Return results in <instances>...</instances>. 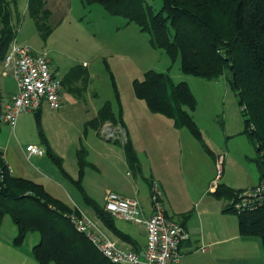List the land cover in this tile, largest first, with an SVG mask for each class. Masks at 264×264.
Instances as JSON below:
<instances>
[{
  "label": "crops",
  "instance_id": "crops-1",
  "mask_svg": "<svg viewBox=\"0 0 264 264\" xmlns=\"http://www.w3.org/2000/svg\"><path fill=\"white\" fill-rule=\"evenodd\" d=\"M23 6V13L29 15V0H26ZM18 14L19 12L16 11L13 17L12 23L14 26H17L19 22ZM131 24L126 23L123 28L129 29ZM21 25L22 22L18 27L16 37L18 42L32 46L31 48L35 53L47 52L51 68L63 81V89L61 94L62 107L60 109L54 110L44 101L37 111L22 114L14 128L3 123L4 129L0 133V151L13 176L29 179L43 185L56 198V191L52 182L59 185L61 183L54 178L58 174L51 166L50 160L55 161L57 159L61 162V165L63 162L65 166L66 162H69L71 167H66L62 171L67 179H73L80 171L78 150L83 145L88 151V161L90 163L84 169L85 177L90 167L97 170L108 168L110 172L114 173L112 181L118 182L119 178L116 176V172L128 169L127 174L130 178L124 177L126 182H118L120 193L116 194L138 199L146 216L151 215L153 210L151 186L153 182H158L161 185L164 193L163 208L165 213L168 217L180 222L189 235V238L181 245L182 257L179 264H264L262 241L256 237L242 236L238 215L224 211L226 205L231 203L213 196L219 184H225L235 191H242L256 186L261 181L262 173L257 163V148L245 133V120L243 129L233 131L232 125L228 128V118H226L227 115L224 111L223 133L226 141H230L237 136L246 137V141L249 147H252L253 152L251 155L249 153L247 155L242 154L239 158L243 162L251 163L254 168L245 165L243 168L244 175L236 173L234 176L233 174L226 176V169L224 168L220 179L217 181V174L212 177L213 165L217 168L220 158H222V165H224L229 157L227 155L233 154L230 151L227 154L221 151L216 153L209 146L208 140L205 139L203 131L197 124L206 145L212 152V154L208 153L212 159L209 161L204 156H202L203 158L196 156V154H199L197 145H200L204 152L206 151L191 132L186 128H176L174 121L163 115L152 113L147 103L141 100L144 104H139V108L142 116L147 118V136H149L150 144L149 152L146 155L147 163H144L140 156L137 142L134 144L131 142L137 151L142 168V175L138 177H142L147 184V192H145L139 187L137 176L129 169L122 146L107 140L102 135L101 129L104 124L99 129H86L87 123L97 118L100 109L106 103L98 100L99 93L93 86L95 80L94 65L97 61L103 60L105 66L106 57L104 54L93 50L92 45L89 43L82 41L83 43L79 44L78 41L71 39L73 35L68 33L66 28H63L64 22L62 21L55 27L50 36L59 32V30L63 31L65 35L68 33L65 47L77 52L82 51L84 55L92 59V61H89L85 58L81 61L73 58L70 59V63L62 61L61 58L57 59L54 56V52L31 45V40L20 39L18 34L21 32ZM136 27L139 29L137 25ZM55 50L59 52L58 54L61 53L58 48ZM77 67L76 76L69 77L72 69ZM0 75V93L7 100L17 92V83L15 81L16 86L12 89L10 85H7L1 79L7 76ZM131 76L133 75L131 74ZM220 80L213 81L218 82ZM227 85L232 90L228 81ZM225 91L228 92V87ZM240 109L242 108L240 107ZM113 113L117 119L120 118L126 129L127 139H130L127 116L124 117V114L119 112L115 105H113ZM121 122L118 123L121 124ZM231 122L234 123L233 120ZM29 145L42 147L47 154L42 157L33 155L29 158L27 152ZM219 150H221L220 147ZM234 158L237 159L238 157ZM203 167L208 168V173L205 181L201 183L199 178H201L200 170ZM145 169L148 171V176H145ZM85 186L87 187V182ZM103 188L102 184H98L97 181L94 182L91 189L94 193L91 197L94 198L98 206L105 208L107 194L102 192L104 191ZM97 199H101V202ZM63 202L84 215L97 219L94 209L81 201L79 195ZM3 224L4 221L0 226V264H39L33 257L32 250L39 243L40 235L29 233L22 245L16 246L14 244V239L18 234L16 225L13 223L16 233L7 234L3 232ZM103 227L119 248L142 251L146 245V232L143 242L137 244L131 232L124 231L117 226L126 236L127 240H124L107 227ZM33 235H37L38 238L31 240Z\"/></svg>",
  "mask_w": 264,
  "mask_h": 264
},
{
  "label": "trees",
  "instance_id": "trees-1",
  "mask_svg": "<svg viewBox=\"0 0 264 264\" xmlns=\"http://www.w3.org/2000/svg\"><path fill=\"white\" fill-rule=\"evenodd\" d=\"M20 0H0V66L11 42L17 37L13 25L11 5ZM163 7L156 12L146 0H81L85 5H100L112 17H122L127 24H135L141 32L150 35L153 48L165 51L174 64L179 62L186 76L209 81L226 76L238 98L245 120V133L257 148V163L264 168V0H161ZM28 11L35 21L39 35L47 40L54 27L50 25L52 12L44 0H29ZM77 68L69 77H75ZM228 73V74H227ZM135 94L145 101L154 114L174 121L176 128H186L212 154L192 113L197 100L186 82L175 83L169 73L150 70L142 80L134 81ZM6 97L0 93L1 116ZM105 122L118 123L113 104L108 101L97 118L87 123L88 128L99 129ZM123 125V123L121 122ZM120 144L131 172L142 175L137 151L128 139ZM0 161L6 174L0 181V226L9 216L17 227L14 239L22 245L29 233H38L40 241L34 246L33 257L39 264H111L65 217L79 212L53 197L43 185L13 176L0 151ZM61 166V162L55 159ZM80 179L71 182L80 190L84 169L90 165L88 151L82 145L78 150ZM240 191L219 184L213 196L233 202ZM87 204L94 209L103 226L127 240L117 227L116 219L88 197ZM225 212L237 214L240 233L244 237L259 238L264 247V205L253 211L237 213L230 204ZM190 214V213H189Z\"/></svg>",
  "mask_w": 264,
  "mask_h": 264
},
{
  "label": "rangeland",
  "instance_id": "rangeland-1",
  "mask_svg": "<svg viewBox=\"0 0 264 264\" xmlns=\"http://www.w3.org/2000/svg\"><path fill=\"white\" fill-rule=\"evenodd\" d=\"M44 1L46 7L52 12L49 22L54 29L63 21V28H66L67 32L73 35L71 39L78 41L79 44L83 42L91 44L93 50L99 51L100 54L103 53L106 57L105 66L102 62L103 60L97 61L94 65L95 80L93 86H95L99 93L98 100L100 102L103 101V103L111 101L117 110L124 114V117L127 116L126 120L128 121L130 139L133 144L137 142L136 145L139 148L140 156L144 163H147L146 155L150 148L149 136H147L148 126L147 118L143 117L140 112L141 109L139 108V104L143 105L144 102L138 99L135 94L134 81L135 79L142 80L146 72L154 70L159 73H169L175 83L186 82L190 86L197 100V108L192 113V116L203 131L209 146L214 149L216 153L221 151L227 154L229 153L228 151H230V153L233 154H228L227 163L221 166L222 169H226V176L228 174H233L234 176L236 173L244 175L243 168L245 165L254 168V165L247 161L243 162L239 158L242 154L247 155L249 153L251 155L253 152L251 149L252 147H249L246 141V137L237 136L230 141H226L224 137V111L227 115L226 118H228V128L232 125L233 131H238L244 127L242 109L239 107L237 96L230 89L229 85H227L226 76L216 82L184 75L180 70L179 62L173 64L165 51L152 47L149 34L141 32L134 24H131L129 29H124L123 27L126 25L127 20L118 16H108L102 6L85 5L81 0ZM146 1L153 6L156 12H159L163 7L161 0ZM25 2L26 0H21L18 2L17 7L13 4L11 5L13 17L16 11H18L20 21L22 22V29L18 34L20 39L31 40V45L41 49L46 48L54 52V56H56L57 59L61 58L62 61L70 63V59L73 58L80 60L86 58L92 61L89 56L84 55V52L73 51L65 47L64 44H66L65 41L67 40L68 33L65 35L63 31L59 30V32L53 33L46 41L43 40L38 34L39 32H37L35 21L27 13H23V5ZM57 48L61 52L60 54L55 50ZM55 53H57V55H55ZM1 72L2 67L0 69V74H2ZM131 74L133 76H131ZM1 79L5 81L7 85H10L12 89L16 86L12 76L3 77ZM226 87H228V92L225 91ZM231 120H233L234 123H232ZM1 129H4V125H2ZM110 129L116 136V140L118 139L121 144L127 143V132L123 125L120 123H111ZM197 146L199 154H196V156H204V158H208L210 161L212 157L204 152L200 145ZM219 147L221 150H219ZM234 157L238 158L235 159ZM32 162L35 163L34 161ZM50 162L51 166L57 172V176H59H54V178L61 183L60 185L62 186L55 182H52V185L56 191V198L62 201H69L71 197L79 195L80 200L86 205L88 204L85 197H88L96 203L94 198L91 197L94 193L93 190H91L94 182L97 181L98 184H102L104 187V191L102 192H105L108 196L110 193H120L118 182L124 183L126 182L124 177L130 178L127 174L128 169L116 172L119 181L115 182L112 181L114 173L110 172L108 168L97 170L90 167L88 168L87 176L85 177V173L82 175V190H80L67 179L63 173L66 167H71L69 162H66V166L63 162L61 166L53 160H50ZM222 169L218 172L217 168L213 165L212 177H215L217 174V181L221 177ZM200 173L201 178H199V181L202 183L205 181L208 168L203 167ZM145 176H148V171L146 169ZM73 179L75 181L80 179L79 172ZM85 180L87 182V187L85 186ZM223 181L224 179L222 182ZM137 182L141 190L147 192V184L142 177L137 176ZM97 200L101 202V199ZM92 218L94 220L96 219L94 217ZM116 223L122 230L131 232L137 244L143 242L146 232L144 225L128 223L120 219H116ZM3 232L7 234L16 233V228L9 216L5 217ZM31 238V240H34L33 238H38V236L33 235Z\"/></svg>",
  "mask_w": 264,
  "mask_h": 264
},
{
  "label": "built area",
  "instance_id": "built-area-1",
  "mask_svg": "<svg viewBox=\"0 0 264 264\" xmlns=\"http://www.w3.org/2000/svg\"><path fill=\"white\" fill-rule=\"evenodd\" d=\"M2 74L13 76L17 92L5 102L2 122L14 128L22 114L35 112L42 102L58 110L62 107L63 81L51 68L48 54L35 53L33 49L15 38L2 61ZM111 123L105 122L101 133L109 141L118 142L111 132ZM28 157L45 156L42 147L29 145ZM223 160L217 169L221 171ZM6 174L5 164L0 161V181ZM164 193L158 182L151 186L153 210L146 216L141 202L136 198L108 194L105 210L113 217L128 223L142 224L146 229V245L142 251L122 249L115 245L98 219L81 212L65 215L76 231L84 235L111 264H179L182 257L181 245L189 238L185 227L167 216L163 208ZM264 205V168L261 181L256 186L240 191L230 207L237 213L253 211Z\"/></svg>",
  "mask_w": 264,
  "mask_h": 264
}]
</instances>
